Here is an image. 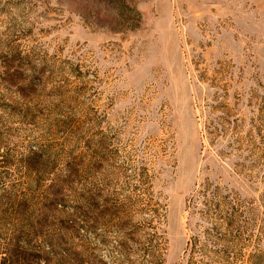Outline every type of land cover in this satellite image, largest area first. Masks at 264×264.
<instances>
[{"label": "rangeland", "instance_id": "obj_1", "mask_svg": "<svg viewBox=\"0 0 264 264\" xmlns=\"http://www.w3.org/2000/svg\"><path fill=\"white\" fill-rule=\"evenodd\" d=\"M0 264H264V0H0Z\"/></svg>", "mask_w": 264, "mask_h": 264}, {"label": "trees", "instance_id": "obj_2", "mask_svg": "<svg viewBox=\"0 0 264 264\" xmlns=\"http://www.w3.org/2000/svg\"><path fill=\"white\" fill-rule=\"evenodd\" d=\"M11 207L13 209V217L17 220H29L31 218L30 207L28 201L23 198H14L11 200ZM221 220L224 222L225 217L223 216ZM23 249L21 246L12 247L11 250L7 249L8 252H15L17 250Z\"/></svg>", "mask_w": 264, "mask_h": 264}]
</instances>
